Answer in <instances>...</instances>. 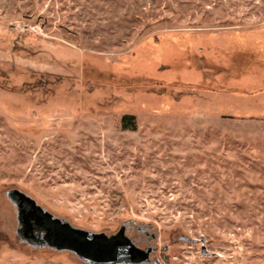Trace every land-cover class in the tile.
<instances>
[{
    "label": "rangeland",
    "instance_id": "obj_1",
    "mask_svg": "<svg viewBox=\"0 0 264 264\" xmlns=\"http://www.w3.org/2000/svg\"><path fill=\"white\" fill-rule=\"evenodd\" d=\"M11 192L137 264H264V0H0V264H88Z\"/></svg>",
    "mask_w": 264,
    "mask_h": 264
},
{
    "label": "water",
    "instance_id": "obj_2",
    "mask_svg": "<svg viewBox=\"0 0 264 264\" xmlns=\"http://www.w3.org/2000/svg\"><path fill=\"white\" fill-rule=\"evenodd\" d=\"M7 197L17 207L20 225L23 224V205H33L48 234L46 240L51 247L58 251H69L88 264H137L145 262L150 254L149 251L136 249L121 233L108 237L75 229L67 222L51 216L21 193L11 192Z\"/></svg>",
    "mask_w": 264,
    "mask_h": 264
},
{
    "label": "flooded vegetation",
    "instance_id": "obj_3",
    "mask_svg": "<svg viewBox=\"0 0 264 264\" xmlns=\"http://www.w3.org/2000/svg\"><path fill=\"white\" fill-rule=\"evenodd\" d=\"M23 224L19 229L22 238L30 245L37 247H51V244L46 240L47 232L41 225L40 218L33 205H23ZM30 242H29V241ZM32 242V243H31Z\"/></svg>",
    "mask_w": 264,
    "mask_h": 264
},
{
    "label": "trees",
    "instance_id": "obj_4",
    "mask_svg": "<svg viewBox=\"0 0 264 264\" xmlns=\"http://www.w3.org/2000/svg\"><path fill=\"white\" fill-rule=\"evenodd\" d=\"M134 121H135L134 116L131 115L123 116L121 120L123 129H129V127H131L130 129L134 130Z\"/></svg>",
    "mask_w": 264,
    "mask_h": 264
}]
</instances>
